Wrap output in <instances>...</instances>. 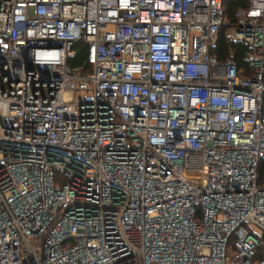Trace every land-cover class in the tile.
I'll list each match as a JSON object with an SVG mask.
<instances>
[{
    "label": "built area",
    "instance_id": "1",
    "mask_svg": "<svg viewBox=\"0 0 264 264\" xmlns=\"http://www.w3.org/2000/svg\"><path fill=\"white\" fill-rule=\"evenodd\" d=\"M0 264H264V0H0Z\"/></svg>",
    "mask_w": 264,
    "mask_h": 264
},
{
    "label": "trees",
    "instance_id": "2",
    "mask_svg": "<svg viewBox=\"0 0 264 264\" xmlns=\"http://www.w3.org/2000/svg\"><path fill=\"white\" fill-rule=\"evenodd\" d=\"M246 0H224V11L228 19L233 18V11L236 7L244 5ZM242 43L228 40L223 27L220 28L214 44L210 47V51L217 57H224L232 53L233 58L239 65L247 66V62L242 57ZM74 55L69 59L71 64L84 63L87 53V46L84 42L74 43Z\"/></svg>",
    "mask_w": 264,
    "mask_h": 264
},
{
    "label": "rangeland",
    "instance_id": "3",
    "mask_svg": "<svg viewBox=\"0 0 264 264\" xmlns=\"http://www.w3.org/2000/svg\"><path fill=\"white\" fill-rule=\"evenodd\" d=\"M223 28H224V30H225V32H226V27L225 26H222Z\"/></svg>",
    "mask_w": 264,
    "mask_h": 264
},
{
    "label": "bare ground",
    "instance_id": "4",
    "mask_svg": "<svg viewBox=\"0 0 264 264\" xmlns=\"http://www.w3.org/2000/svg\"><path fill=\"white\" fill-rule=\"evenodd\" d=\"M236 42H240V41H236Z\"/></svg>",
    "mask_w": 264,
    "mask_h": 264
}]
</instances>
